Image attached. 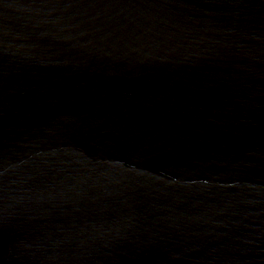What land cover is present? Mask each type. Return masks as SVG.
<instances>
[{
  "label": "water",
  "instance_id": "95a60500",
  "mask_svg": "<svg viewBox=\"0 0 264 264\" xmlns=\"http://www.w3.org/2000/svg\"><path fill=\"white\" fill-rule=\"evenodd\" d=\"M0 264H264V0H0Z\"/></svg>",
  "mask_w": 264,
  "mask_h": 264
}]
</instances>
